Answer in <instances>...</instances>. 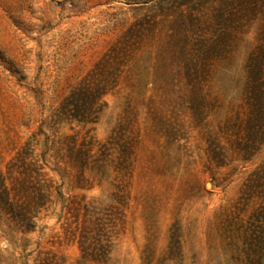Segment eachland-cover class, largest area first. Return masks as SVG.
<instances>
[{
  "label": "rangeland",
  "instance_id": "rangeland-1",
  "mask_svg": "<svg viewBox=\"0 0 264 264\" xmlns=\"http://www.w3.org/2000/svg\"><path fill=\"white\" fill-rule=\"evenodd\" d=\"M174 1L0 0V168L36 133L40 151L47 136L88 133L104 142L126 116L135 121L129 136L136 147L125 181L115 178L111 164L106 176L87 170L85 188L79 189L75 175L62 179L47 168L54 203L30 232L0 219V264H36L38 251L48 249L65 258L61 264H74L77 245L53 239L60 232L62 199L86 196L111 204L115 187L128 181L125 229L103 264H264V224L254 219L262 201L243 192L249 175L264 163V145L246 161L235 138L220 132L241 105L246 49L233 55L223 47L203 79L198 103L189 102L185 83L186 102L167 103L164 91L172 85L158 55L168 27L178 18L199 25V18L214 13L213 3L177 12L170 9ZM128 31L127 71L97 102L92 118L98 122H55L72 87ZM218 134L223 166L208 155L209 141ZM34 144L36 155V138Z\"/></svg>",
  "mask_w": 264,
  "mask_h": 264
},
{
  "label": "trees",
  "instance_id": "trees-1",
  "mask_svg": "<svg viewBox=\"0 0 264 264\" xmlns=\"http://www.w3.org/2000/svg\"><path fill=\"white\" fill-rule=\"evenodd\" d=\"M209 3L214 4L210 19L199 18L197 21L201 23L195 25V19L187 23L178 18L168 27L158 55L162 66L169 71L172 85L171 89L164 91L165 101L185 103L187 91L182 89L185 83L191 88L189 102L198 103L203 79L211 63L221 56L223 47H229L233 55L245 48L241 105L233 110L220 132L235 138L244 159L251 160L264 145V0H176L170 9L178 12L182 7L191 6L194 11L196 7ZM250 35L253 36L249 41ZM131 36L129 31L126 32L114 49L97 62L96 69L72 87L70 95L55 113V122H77L84 127L98 122V117L92 118L98 113L97 102L111 92L109 84H119L127 71L131 49L126 38ZM134 124L132 117H124L104 142L89 137L88 133L83 136L79 133L66 135L59 140L47 136L41 151L38 150L39 133L36 137H29L5 168H0V219L24 232L38 227L43 212L54 203V180L47 168L62 179L75 175L79 189L85 188L83 183L87 170L106 176V168L114 166L116 179L125 181L130 178L136 147L129 135H133ZM220 137L219 134L211 137L208 155L217 165L223 166L226 157ZM128 184L129 181L126 185H117L111 204L107 205L86 196L64 200L61 192L57 191L63 203L59 217L60 232L53 239L56 238L60 245H77L79 256L74 264L106 263L125 229ZM243 192L248 199L262 201L260 209L263 213L261 210L255 212L254 219L264 224V163L249 175ZM62 262L65 258L51 249L40 250L36 256V264Z\"/></svg>",
  "mask_w": 264,
  "mask_h": 264
}]
</instances>
